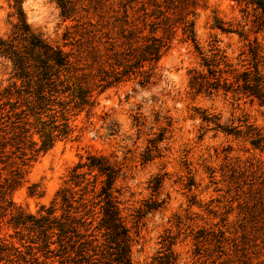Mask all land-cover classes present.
<instances>
[{"label": "rangeland", "instance_id": "374dc122", "mask_svg": "<svg viewBox=\"0 0 264 264\" xmlns=\"http://www.w3.org/2000/svg\"><path fill=\"white\" fill-rule=\"evenodd\" d=\"M67 1L70 14L61 11L58 0H24L22 7L30 28L69 53L74 74L86 73L91 85L98 82L100 68H109L110 42L118 44L132 31L131 41L140 44L149 34L150 0ZM187 1L186 18L193 22L199 50L177 23L158 60V82L141 86L138 77H130L101 91L96 87L93 108L69 111V134L43 152L35 150L37 115L27 106L32 93L14 77L10 61L0 57V180L20 176L11 198L34 212L48 206L60 187L72 186L68 178L76 163L89 154L103 155L121 169L114 186L133 239V264H155L168 242L174 264H264V148L252 146L243 133L227 134L201 120L204 111L241 131L245 120L264 134V107L221 92L194 93L188 86V70L201 68L200 57L212 56L213 40L234 67L259 57L264 71V27L257 28L259 10L247 0ZM158 2L163 8L167 0ZM9 4L0 0V35L9 33L14 21ZM217 22L230 31L217 28ZM154 33L162 35L160 28ZM164 116L170 119L165 138L158 153L143 162L147 140L164 125ZM157 174L162 181L152 195L149 180ZM151 199L161 200V206L136 221L135 210ZM9 233L2 228L0 236L17 243ZM37 255L40 264H58L56 257Z\"/></svg>", "mask_w": 264, "mask_h": 264}, {"label": "trees", "instance_id": "16d2710c", "mask_svg": "<svg viewBox=\"0 0 264 264\" xmlns=\"http://www.w3.org/2000/svg\"><path fill=\"white\" fill-rule=\"evenodd\" d=\"M9 1L11 12L8 15L14 21L10 32L0 35V57L10 61L14 77L21 80L27 93H32L27 106L32 114L37 115L34 127L40 144L36 151L48 150L57 138L69 134L67 113L92 109L96 104L92 91L96 87L101 91L130 77H138L137 82L141 86L158 82L162 77L158 60L177 23L181 24L185 38L199 50L193 22L186 18L190 12L186 10L189 2L167 0L161 8L158 0H150L154 8L149 14L153 18L147 23L149 34L141 37L140 44L131 41L132 31H128L120 43L110 42V53L106 57L109 68H100L98 82L91 85L86 73L74 74L69 53L30 28L22 7L24 0ZM247 2L259 10L254 17L257 28L264 27V0ZM58 3L63 13L72 12L73 8L67 0H58ZM141 9L146 8L142 6ZM168 10L169 14L166 13ZM172 14L178 15L176 19ZM120 26V31L124 32L125 27ZM216 26L222 31H230L218 22ZM158 28L162 31L161 36L154 33ZM210 49L213 51L211 57H200L201 68L188 70L191 91L204 95L221 92L244 97L264 107V71L259 67L261 59L251 57L249 65L237 68L227 61L216 40L212 41ZM201 113V120L211 124L212 129L231 135L243 133L252 146L264 148V134L255 126L245 124V120L242 123L245 130L241 131L238 125H224L216 116H208L204 111ZM42 114L45 119L41 118ZM57 118L61 121L58 122ZM158 118L156 115V122ZM163 118L164 125L147 140L141 154L143 162L151 159L154 152L158 153V144L165 138L170 119L168 116ZM133 119L137 125L142 124L139 116ZM120 170L108 157L89 154L70 169L68 180L72 186L60 187L48 206L41 205L34 212L11 198L12 191L19 185L20 176L0 180V231L2 228L10 229L8 236L17 239V243L7 242L0 236L2 264H40L38 252L45 258L56 257L58 264H133V239L121 214L119 190L114 186ZM161 181L162 175L158 174L149 180L152 195L158 192ZM34 193L31 189L30 194ZM161 204L162 201L157 199L143 201L135 210L136 221ZM57 209L60 213L55 215ZM169 245L168 242L165 252L157 255L155 264H174L176 256Z\"/></svg>", "mask_w": 264, "mask_h": 264}]
</instances>
